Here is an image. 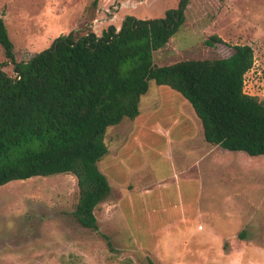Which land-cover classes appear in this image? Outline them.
Instances as JSON below:
<instances>
[{
	"label": "rangeland",
	"instance_id": "obj_1",
	"mask_svg": "<svg viewBox=\"0 0 264 264\" xmlns=\"http://www.w3.org/2000/svg\"><path fill=\"white\" fill-rule=\"evenodd\" d=\"M92 1L0 0V17L16 61H27L73 30L83 34L91 29L99 36L109 25L119 29L126 16L161 19L177 8L179 0H98L96 9L91 8ZM213 35L223 44L205 45ZM235 45L253 49L244 92L264 101V0H190L184 24L153 53V63L163 67L182 60L223 58ZM5 61L0 47V64ZM2 70L14 75L10 64ZM158 88L160 95L142 108L126 147L114 160L121 169L119 181L133 184L124 189L122 213L109 210L105 199L96 211L99 230L94 232L71 216L78 199L73 176L9 182L0 187V264H146L147 257L156 264H172L155 251L164 239L162 225L178 220L183 210L189 218H197L196 214L203 220L211 218L225 233L222 246L228 251L249 245L264 250V157L213 148L205 171L193 167L196 160L205 163L198 155L181 164L177 150L169 156L168 136L159 126L169 129L172 139L187 135L192 142H203L200 124L195 115L194 126L188 121L184 107L193 112L179 93L154 82L148 92L152 95ZM125 120L135 121L121 122ZM128 129L109 128L105 143L122 141ZM100 162L104 175L111 178L115 171L105 170L109 159L105 156ZM140 165L142 170L131 176L128 170ZM147 166L154 177L145 171ZM242 231L247 245L240 244Z\"/></svg>",
	"mask_w": 264,
	"mask_h": 264
},
{
	"label": "trees",
	"instance_id": "obj_2",
	"mask_svg": "<svg viewBox=\"0 0 264 264\" xmlns=\"http://www.w3.org/2000/svg\"><path fill=\"white\" fill-rule=\"evenodd\" d=\"M189 1L179 0L161 19L126 16L119 29L109 25L99 36L91 29L70 31L24 62L16 61L0 17L6 60L0 64V187L71 175L78 189L71 216L97 232L96 211L110 194L97 166L108 153L107 130L139 115L150 82L188 102L208 145L264 157V101L244 92V76L254 63L251 46L235 45L223 58L153 63V53L184 24ZM97 4L93 0L91 8ZM215 44H223L215 35L205 41ZM8 64L13 76L2 70ZM146 264L156 263L147 257Z\"/></svg>",
	"mask_w": 264,
	"mask_h": 264
},
{
	"label": "crops",
	"instance_id": "obj_3",
	"mask_svg": "<svg viewBox=\"0 0 264 264\" xmlns=\"http://www.w3.org/2000/svg\"><path fill=\"white\" fill-rule=\"evenodd\" d=\"M147 93L140 100L139 115L135 118L134 123L125 120L117 126H114L119 127L121 125H124L126 129L129 128L127 131L128 133H123L124 139L120 142H114L112 143V145L106 143L108 148L106 157L109 159V162L105 163V170L115 171V173L111 175V178L105 175L110 185V194L106 199H108L109 201V210H116L120 214L122 213L121 203L122 199L124 198V189H126V186L128 184H130L133 188V184L130 182V180L119 181L121 177H118V174L121 169L117 164L114 163V160L119 154L120 150L126 147L129 140V132L135 129L136 123L140 119V112L142 108H147V106L150 105L149 103L153 101L154 98H158L161 92L158 88L153 92L152 95L149 92ZM184 109L186 110V113H188L187 115L190 117L188 118V121L191 120L192 125L194 126L196 120L194 114L190 113L189 110H187L186 106L184 107ZM159 130L161 133H164L166 136H168V142H166V146L169 148V156L172 149L177 150L180 153V156L178 155V160L181 164H185L186 162H188L189 160L187 158L192 155H198L199 157L201 156L202 158H204V165L198 160L194 161V165L193 163L190 165L198 168L201 172L205 171L204 167L206 166V162L208 164V161L206 160H208V157H210V150L213 148L221 149L218 146L208 147L206 146L204 141L192 142L193 139L187 135L179 137L178 139H172L170 138L169 129H162L159 126ZM200 136L202 138L201 134ZM198 139H200V137ZM101 163L102 162L99 161L97 163V166L102 172ZM141 170L142 166L140 165L134 168H130L128 171L132 176L133 174ZM145 171L152 174V177L155 176H153L154 172L152 171L150 166H147V169ZM112 180H115L117 182L115 183ZM201 216V214H196L195 217L197 218H189L183 210V213L180 215L178 220L171 221L162 225L161 230L162 233H164V239L162 241L161 248L156 247L157 250L155 252L160 251V255L163 254L164 256H167L171 260L172 264H264V262L259 261L264 260V250H260L257 245H249V247L240 246L239 249L228 251L227 249H225L226 246L224 244L223 248L222 242H224V239L222 238L225 236V233H223L221 229H217L215 227L214 222L211 218L208 217L207 219L203 220L202 218L200 219ZM240 236L242 238L240 244L247 245L245 243V231H242Z\"/></svg>",
	"mask_w": 264,
	"mask_h": 264
}]
</instances>
